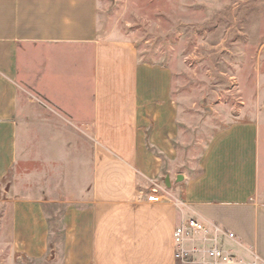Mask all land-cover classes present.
<instances>
[{
  "label": "crops",
  "instance_id": "1",
  "mask_svg": "<svg viewBox=\"0 0 264 264\" xmlns=\"http://www.w3.org/2000/svg\"><path fill=\"white\" fill-rule=\"evenodd\" d=\"M172 87L170 68L102 36L98 0H0V255L52 251L57 200L63 264H183L173 233L191 217L264 264L256 124L217 132L182 172Z\"/></svg>",
  "mask_w": 264,
  "mask_h": 264
},
{
  "label": "rangeland",
  "instance_id": "2",
  "mask_svg": "<svg viewBox=\"0 0 264 264\" xmlns=\"http://www.w3.org/2000/svg\"><path fill=\"white\" fill-rule=\"evenodd\" d=\"M104 38L134 45L173 74L179 169L192 172L210 138L236 122L257 127L258 195L264 205V0H98ZM8 176L7 190L13 186ZM30 187V185H29ZM63 201L45 205L52 234L44 258L0 255V264H63Z\"/></svg>",
  "mask_w": 264,
  "mask_h": 264
},
{
  "label": "built area",
  "instance_id": "3",
  "mask_svg": "<svg viewBox=\"0 0 264 264\" xmlns=\"http://www.w3.org/2000/svg\"><path fill=\"white\" fill-rule=\"evenodd\" d=\"M148 200L159 202L160 198L152 195ZM225 236L227 232L221 225L191 217L175 227L174 259L183 264H240L237 257L224 248Z\"/></svg>",
  "mask_w": 264,
  "mask_h": 264
}]
</instances>
